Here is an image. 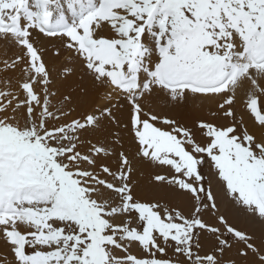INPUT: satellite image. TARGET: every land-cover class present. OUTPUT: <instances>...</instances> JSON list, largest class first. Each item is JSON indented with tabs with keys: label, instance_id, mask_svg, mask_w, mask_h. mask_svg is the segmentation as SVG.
I'll use <instances>...</instances> for the list:
<instances>
[{
	"label": "snow or ice",
	"instance_id": "1",
	"mask_svg": "<svg viewBox=\"0 0 264 264\" xmlns=\"http://www.w3.org/2000/svg\"><path fill=\"white\" fill-rule=\"evenodd\" d=\"M0 264H264V0H0Z\"/></svg>",
	"mask_w": 264,
	"mask_h": 264
},
{
	"label": "bare ground",
	"instance_id": "2",
	"mask_svg": "<svg viewBox=\"0 0 264 264\" xmlns=\"http://www.w3.org/2000/svg\"><path fill=\"white\" fill-rule=\"evenodd\" d=\"M1 53H3L2 49H0V56H1Z\"/></svg>",
	"mask_w": 264,
	"mask_h": 264
},
{
	"label": "rangeland",
	"instance_id": "3",
	"mask_svg": "<svg viewBox=\"0 0 264 264\" xmlns=\"http://www.w3.org/2000/svg\"><path fill=\"white\" fill-rule=\"evenodd\" d=\"M3 55V53H1V56Z\"/></svg>",
	"mask_w": 264,
	"mask_h": 264
}]
</instances>
